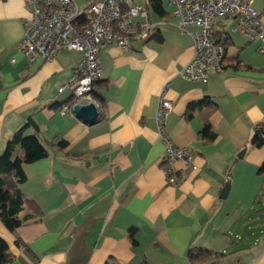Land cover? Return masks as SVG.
Masks as SVG:
<instances>
[{"label":"crops","instance_id":"obj_1","mask_svg":"<svg viewBox=\"0 0 264 264\" xmlns=\"http://www.w3.org/2000/svg\"><path fill=\"white\" fill-rule=\"evenodd\" d=\"M73 1L81 10L92 2ZM250 1L264 31V0ZM130 2L146 9L150 33L128 50L99 48L98 116L85 123L73 113L71 90L58 93L78 54L26 64L17 46L30 12L25 0H0V154L28 119L48 151L23 165L21 225L9 232L0 220L8 264H264V144L250 143L257 131L264 135V54L232 32L234 18L214 20L224 69L205 84L183 81L178 72L192 41L176 28L169 0H159L161 13L150 0ZM160 97L172 105L165 134L198 167L176 162L175 186L162 170ZM207 124L215 134L209 141L199 135ZM190 250L213 255L190 262Z\"/></svg>","mask_w":264,"mask_h":264},{"label":"built area","instance_id":"obj_2","mask_svg":"<svg viewBox=\"0 0 264 264\" xmlns=\"http://www.w3.org/2000/svg\"><path fill=\"white\" fill-rule=\"evenodd\" d=\"M170 16L176 28L192 41V57L181 68L178 76L183 81L207 83L208 74L221 72L226 65V47L215 40L214 20L234 18L232 29L247 43H257L264 54V31L260 14L250 0H169ZM30 18L24 23V33L17 46L26 64L49 61L61 51H72L79 58L67 84L58 89L71 90L73 105L93 103L92 93L101 69L97 54L106 44H115L128 50L130 41L145 38L151 24L145 8L130 0H92L84 9H78L73 0H25ZM87 23L78 26L80 18ZM133 19H139L134 23ZM171 103L160 97L155 114L158 135L165 145L162 170L171 185L180 182L176 162L197 171L195 157L188 148L177 147L165 134L164 125Z\"/></svg>","mask_w":264,"mask_h":264},{"label":"trees","instance_id":"obj_3","mask_svg":"<svg viewBox=\"0 0 264 264\" xmlns=\"http://www.w3.org/2000/svg\"><path fill=\"white\" fill-rule=\"evenodd\" d=\"M154 9L159 13V0H150ZM87 23V19L82 17L78 21V26ZM160 39V38H159ZM73 105V99L70 102ZM199 104L188 107V113ZM189 116V115H188ZM34 130L32 135H25L27 129ZM37 126L32 119H28L24 125L19 128L7 142L5 149L0 154V220L9 232H14L22 223L19 214L26 203L23 194L19 190V185L25 181L23 165L34 163L48 155L44 143L37 134ZM200 137L204 140H212L215 134L207 124L200 132ZM251 145L259 148L264 144V135L256 132L251 140ZM58 147L66 146V142L60 141ZM20 152L18 156L17 153ZM264 171V163L260 167ZM213 253L208 250H197L188 252V260L194 262L209 258ZM12 256L8 252L6 243L0 239V264H8Z\"/></svg>","mask_w":264,"mask_h":264},{"label":"water","instance_id":"obj_4","mask_svg":"<svg viewBox=\"0 0 264 264\" xmlns=\"http://www.w3.org/2000/svg\"><path fill=\"white\" fill-rule=\"evenodd\" d=\"M73 113L76 116V118L82 120L85 123H93L98 116V110L94 103H89L86 105L82 104H75L73 105ZM243 151L239 154L238 157H242ZM116 154V151L112 152L108 159H112L114 155ZM107 157H101L99 159L100 162H105ZM229 191V185L225 184L220 192V199H225Z\"/></svg>","mask_w":264,"mask_h":264}]
</instances>
